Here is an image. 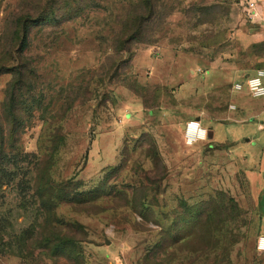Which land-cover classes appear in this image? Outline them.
Instances as JSON below:
<instances>
[{"label": "rangeland", "instance_id": "1", "mask_svg": "<svg viewBox=\"0 0 264 264\" xmlns=\"http://www.w3.org/2000/svg\"><path fill=\"white\" fill-rule=\"evenodd\" d=\"M247 7L0 0V264H264L261 196L211 144L241 153L263 122L233 91L255 53ZM23 13L38 20L20 56ZM139 17L145 43L126 37ZM195 121L214 133L190 146Z\"/></svg>", "mask_w": 264, "mask_h": 264}, {"label": "crops", "instance_id": "2", "mask_svg": "<svg viewBox=\"0 0 264 264\" xmlns=\"http://www.w3.org/2000/svg\"><path fill=\"white\" fill-rule=\"evenodd\" d=\"M247 1V0H245ZM257 1V7L255 9L256 16L252 19H249L250 22L248 23L247 27L245 29H241V38H243V43L241 44V49L246 50V52H250L251 48L255 51L252 65L246 69H238V72L241 74H245L244 79H246L249 76H252L258 69H264L263 60L260 59L256 55V49L260 45L264 44V0H255ZM244 23L241 24L243 26ZM242 28V27H241ZM252 59V58H251ZM240 80V81H242ZM241 95H248L246 92L239 93ZM260 100V106L261 110H258L257 112L250 113L248 117H246L243 122L250 121H256V117L263 119L262 124L258 125V132L259 135H255V133L252 134V132H248L247 136L250 137L248 140L244 141L243 152H237V147H241L240 140L236 141H227L226 143L217 142L215 138V133L213 140L211 144L212 146L217 145H229V154H235L241 157L244 161V163L247 165V174L248 178L253 186L254 189L258 190L260 198V206L261 210L264 213V98L263 99H257ZM236 106V105H234ZM239 106V104H238ZM232 111H237L232 110ZM242 109L239 106V110L236 114H241L240 112ZM236 114H232L229 121H233ZM244 116H246V113H244ZM201 122V121H200ZM202 124V123H201ZM211 128H208V130ZM212 130V129H211ZM235 151L237 153H235ZM263 228H264V218H263ZM264 233V231H263Z\"/></svg>", "mask_w": 264, "mask_h": 264}, {"label": "built area", "instance_id": "3", "mask_svg": "<svg viewBox=\"0 0 264 264\" xmlns=\"http://www.w3.org/2000/svg\"><path fill=\"white\" fill-rule=\"evenodd\" d=\"M247 8L249 19L256 16L255 9L257 7V1L247 0ZM233 91L236 93H247L253 99L264 98V69H258L252 76L237 82ZM231 110H236V106L231 105ZM209 130L204 128L200 121H195L187 124L185 131V142L187 145H193L196 143L208 142ZM259 250L264 252V237L259 240Z\"/></svg>", "mask_w": 264, "mask_h": 264}, {"label": "trees", "instance_id": "4", "mask_svg": "<svg viewBox=\"0 0 264 264\" xmlns=\"http://www.w3.org/2000/svg\"><path fill=\"white\" fill-rule=\"evenodd\" d=\"M34 16H32V14H25L23 13V15H20L17 20H16V34L18 33V36H20V48H19V55L22 56L23 52L28 48V38L29 35L31 33V29L34 26L35 22L34 21ZM49 19H46L45 22H47ZM138 21V29L137 31H135V35H133L132 37L130 35L126 36L127 38H130L128 40H135L137 39L139 43H145V41H143V36H144V32H142V26H143V22L144 19L139 17ZM142 32V33H141ZM14 34V36H16L18 38V36ZM124 37V35H123ZM125 42V41H123ZM127 42V41H126ZM118 44V43H117ZM264 44L260 45L259 47H263ZM125 46V44H124ZM13 133V132H12ZM9 138H13L14 136L12 134L8 135ZM0 170H1V166H0ZM51 197V196H50ZM51 200V199H50Z\"/></svg>", "mask_w": 264, "mask_h": 264}, {"label": "water", "instance_id": "5", "mask_svg": "<svg viewBox=\"0 0 264 264\" xmlns=\"http://www.w3.org/2000/svg\"><path fill=\"white\" fill-rule=\"evenodd\" d=\"M209 135H210V136L213 135V132H212V131H209Z\"/></svg>", "mask_w": 264, "mask_h": 264}]
</instances>
